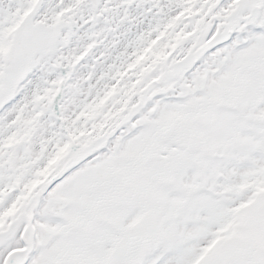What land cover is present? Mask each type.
<instances>
[{"label":"snow or ice","instance_id":"snow-or-ice-1","mask_svg":"<svg viewBox=\"0 0 264 264\" xmlns=\"http://www.w3.org/2000/svg\"><path fill=\"white\" fill-rule=\"evenodd\" d=\"M0 264H264V0H0Z\"/></svg>","mask_w":264,"mask_h":264}]
</instances>
